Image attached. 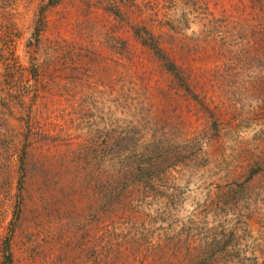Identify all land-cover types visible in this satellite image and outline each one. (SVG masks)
<instances>
[{
	"label": "rangeland",
	"instance_id": "1",
	"mask_svg": "<svg viewBox=\"0 0 264 264\" xmlns=\"http://www.w3.org/2000/svg\"><path fill=\"white\" fill-rule=\"evenodd\" d=\"M47 1L0 0V82L9 99H22L14 115L0 108V264L6 248L12 264H154L151 240L123 249L132 227L97 213L90 180L103 184L112 164L82 160L93 137L103 155L108 131L134 125L193 148L170 172L175 208L155 224L162 231L153 242L233 229L232 264H264V172L252 178L264 166V0H60L46 13L41 48H29ZM132 25L155 35L203 104ZM38 56L36 81L30 61ZM22 94L31 95L27 104ZM28 124L30 141L40 135L22 167ZM159 201L134 206L154 213L166 207Z\"/></svg>",
	"mask_w": 264,
	"mask_h": 264
},
{
	"label": "trees",
	"instance_id": "2",
	"mask_svg": "<svg viewBox=\"0 0 264 264\" xmlns=\"http://www.w3.org/2000/svg\"><path fill=\"white\" fill-rule=\"evenodd\" d=\"M59 2L60 0H49L42 7L40 18L36 21L35 31L28 43L29 48L32 46L41 48L42 35L47 23L46 13L48 10L57 7ZM114 14L117 15L120 12L115 10ZM132 30L135 38L154 53L166 71L175 79L178 86L195 102L200 103L198 101L199 97L189 84V79L184 70L160 46L155 35L146 27L139 25H132ZM38 61L39 56L36 61H30L32 76L36 81L40 79V64H38ZM35 92H37L36 88ZM23 95L19 97H23ZM17 98L9 99V95L6 96L0 82V108H5L14 115L15 110H20L17 108L22 106V99L18 100ZM30 98L31 95H25L23 101L27 104ZM32 104L36 105L35 102ZM35 107H39V105ZM22 115H25V111ZM31 135L32 128L28 124L23 138L25 155L20 158L22 167H25V157L35 148V142L39 140L40 134H36L33 141H30ZM105 136L102 137L104 140L101 143L105 145L103 155L94 148L99 144H97L99 139L93 137L92 141L89 144L87 143L82 150V160L88 164H92L94 160V165L98 167L102 166L104 160H109L108 163L113 166L106 174L107 179L103 181V184L100 178H94L90 181L93 189L100 196V199L97 197V202L101 203V207L97 213H103V216L112 223H115V221L122 222V218L129 227H132L127 232L122 233L123 249L130 248L128 244L136 250L143 249L142 240L144 239L145 241H152L151 254L154 264H232V262H236L235 257L238 256V251H236L235 243L236 231L233 229L224 228L220 230L218 227H213L207 238H201L199 235L193 238L179 237V234L166 233L159 236L161 242H153L156 234H154V230H157L158 234L162 231V227L155 228V224L159 221L163 222L173 215L169 209L172 207L171 203L176 200L177 195L168 192L171 189L169 176L172 170L186 165L187 159L191 158L188 153L193 148L189 147V143L179 142L175 145L169 139L168 141L171 143H168L167 139L162 142L156 133L150 136L146 135L140 125L125 127L118 131L116 129L110 130ZM258 165L262 166L261 163H258ZM259 168H257L255 174L252 173V178L260 176L264 172V166ZM232 189L241 192L237 187ZM231 194L234 198L235 193ZM136 199L138 203L143 205L147 200H160L159 202H163L166 207L156 210L154 213H149L148 210L145 212L144 209L135 208L134 201ZM153 205L154 203H150L149 208H152ZM147 218L154 223L152 228L146 226ZM113 229L117 233V224ZM128 252L129 250H126L124 254H128ZM5 255L6 258L2 264H12L13 259L10 248H6ZM91 255L94 259L99 257V254L92 250Z\"/></svg>",
	"mask_w": 264,
	"mask_h": 264
}]
</instances>
